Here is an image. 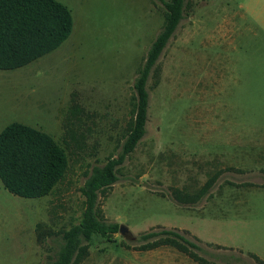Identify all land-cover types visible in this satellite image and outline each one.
Instances as JSON below:
<instances>
[{"label":"rangeland","instance_id":"374dc122","mask_svg":"<svg viewBox=\"0 0 264 264\" xmlns=\"http://www.w3.org/2000/svg\"><path fill=\"white\" fill-rule=\"evenodd\" d=\"M58 1L73 31L39 59L0 69V132L12 122L48 132L69 165L43 197L15 195L0 179V264H47L80 222L88 175L127 134L167 0ZM248 2L187 1L147 83L146 133L99 197L133 238L95 234L82 264H200L170 245L138 249L142 233L162 228L187 231L209 261L262 264L253 254L264 260V5ZM215 175L202 198L187 199Z\"/></svg>","mask_w":264,"mask_h":264},{"label":"trees","instance_id":"16d2710c","mask_svg":"<svg viewBox=\"0 0 264 264\" xmlns=\"http://www.w3.org/2000/svg\"><path fill=\"white\" fill-rule=\"evenodd\" d=\"M187 1H164L163 25L149 46L134 81L132 119L121 149L117 156H111L102 166H95L88 175L82 187L85 196L82 218L62 232L59 249L47 264H82L90 254L95 234L111 237L119 232L120 224L108 221L102 213L100 193L118 181L119 167L146 133L150 101L147 83L152 71L160 69L158 60L185 16ZM73 27L71 10L58 0H0V69L22 67L54 51L71 35ZM68 165L66 150L48 132L21 122H12L0 132V179L15 195L32 198L52 193L64 179ZM215 179L216 175L195 196L187 199L202 198ZM176 193L179 194V190ZM186 233L167 228L151 230L139 236L143 244L138 249L170 245L200 264H221L197 253L200 245ZM253 255L264 264V260Z\"/></svg>","mask_w":264,"mask_h":264},{"label":"water","instance_id":"95a60500","mask_svg":"<svg viewBox=\"0 0 264 264\" xmlns=\"http://www.w3.org/2000/svg\"><path fill=\"white\" fill-rule=\"evenodd\" d=\"M119 233L122 234L125 238H133V235H132L130 229L127 226H125L124 224H120Z\"/></svg>","mask_w":264,"mask_h":264},{"label":"crops","instance_id":"0c3cea01","mask_svg":"<svg viewBox=\"0 0 264 264\" xmlns=\"http://www.w3.org/2000/svg\"><path fill=\"white\" fill-rule=\"evenodd\" d=\"M255 5L256 7L264 5V0H249L247 4V10L251 11V6ZM245 7V5H243Z\"/></svg>","mask_w":264,"mask_h":264}]
</instances>
